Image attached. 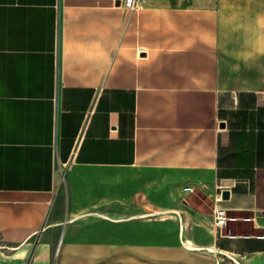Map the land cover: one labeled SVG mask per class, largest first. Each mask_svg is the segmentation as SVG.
Returning <instances> with one entry per match:
<instances>
[{"label":"crops","instance_id":"1","mask_svg":"<svg viewBox=\"0 0 264 264\" xmlns=\"http://www.w3.org/2000/svg\"><path fill=\"white\" fill-rule=\"evenodd\" d=\"M216 247L264 264V0H0V264Z\"/></svg>","mask_w":264,"mask_h":264},{"label":"built area","instance_id":"2","mask_svg":"<svg viewBox=\"0 0 264 264\" xmlns=\"http://www.w3.org/2000/svg\"><path fill=\"white\" fill-rule=\"evenodd\" d=\"M119 2H122L123 5L128 8V9H132L136 6V0H118ZM184 190L186 191H192L193 188L190 186V185H186L184 186ZM222 198V193H220L218 195V200ZM151 212H158V211H155L153 209H150ZM230 218V216L227 214V210L226 208L220 206V205H216L214 207V223H215V226L222 229L228 219ZM213 251L215 252L216 257V263L215 264H241V262H239L233 255H231L230 253H227L228 256L223 258V257H220L218 255V253L221 252L220 249H218L217 247L216 248H213Z\"/></svg>","mask_w":264,"mask_h":264},{"label":"rangeland","instance_id":"3","mask_svg":"<svg viewBox=\"0 0 264 264\" xmlns=\"http://www.w3.org/2000/svg\"><path fill=\"white\" fill-rule=\"evenodd\" d=\"M93 174L92 171L83 168L66 166L58 171V194L66 195L71 190L70 185H76L78 179H86ZM78 190V189H77Z\"/></svg>","mask_w":264,"mask_h":264},{"label":"water","instance_id":"4","mask_svg":"<svg viewBox=\"0 0 264 264\" xmlns=\"http://www.w3.org/2000/svg\"><path fill=\"white\" fill-rule=\"evenodd\" d=\"M159 190H161L160 187H147V188L140 187L138 189V194H137L138 195V199H139L140 202L144 203V202H146L148 200V197H149V195L151 194L152 191H159ZM229 195H230L229 190L224 189L222 191V197L223 198H228Z\"/></svg>","mask_w":264,"mask_h":264}]
</instances>
